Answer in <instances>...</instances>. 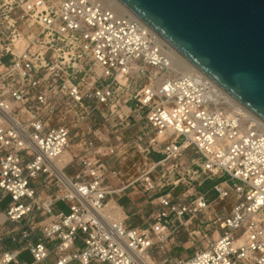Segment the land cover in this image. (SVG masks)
Wrapping results in <instances>:
<instances>
[{"label":"built area","instance_id":"1","mask_svg":"<svg viewBox=\"0 0 264 264\" xmlns=\"http://www.w3.org/2000/svg\"><path fill=\"white\" fill-rule=\"evenodd\" d=\"M249 114L202 72L176 70L135 15L101 0H0V264H156L169 228L211 205L153 176L188 147L200 161L190 180L226 176L213 188L232 203L213 212L216 238L174 264H264V121ZM136 127L150 166L114 189L108 159L127 157ZM137 182L157 194L147 226L113 198Z\"/></svg>","mask_w":264,"mask_h":264},{"label":"water","instance_id":"2","mask_svg":"<svg viewBox=\"0 0 264 264\" xmlns=\"http://www.w3.org/2000/svg\"><path fill=\"white\" fill-rule=\"evenodd\" d=\"M264 121V0H118Z\"/></svg>","mask_w":264,"mask_h":264},{"label":"rangeland","instance_id":"3","mask_svg":"<svg viewBox=\"0 0 264 264\" xmlns=\"http://www.w3.org/2000/svg\"><path fill=\"white\" fill-rule=\"evenodd\" d=\"M98 118L95 115L91 123L96 119L99 121ZM140 133L141 131L137 127L124 133L123 142L129 147V156L121 162H117L114 157L108 159V162L110 161L116 167L119 178H121L124 185L138 177L142 169L150 166V161L139 156L133 148V143ZM159 156L158 154H152L149 158L150 160H156ZM198 163H200L198 155L192 148L188 147L182 151L178 158L167 161L165 165L153 171V176L156 179H161V182L163 180L168 182L165 192H170L173 198H182L189 202L195 195L203 194L211 204L206 212L197 214L186 225L175 223L174 227L169 228L171 234L164 249L160 251L157 247H153L149 252L151 261L156 264H174L177 259L191 255L196 248L204 247L208 240L217 236V227L212 223L213 212L226 214L229 211L232 199L218 197L213 188L216 183L224 180L226 176L190 180L189 176L191 175L187 174V169H196ZM72 171L73 167L68 166L66 172L70 174ZM178 179L179 181L176 182ZM120 196L122 198H119L118 202L123 205L130 225L147 226L152 223V214L157 207L156 193L144 191L137 182L126 187L120 193ZM2 207L3 203L0 204V223L4 221ZM56 208L65 213L69 210L68 205L61 201L56 203ZM204 232L206 236H204ZM23 258L26 261H31L27 253H24ZM51 261L54 260L51 258Z\"/></svg>","mask_w":264,"mask_h":264},{"label":"bare ground","instance_id":"4","mask_svg":"<svg viewBox=\"0 0 264 264\" xmlns=\"http://www.w3.org/2000/svg\"><path fill=\"white\" fill-rule=\"evenodd\" d=\"M101 2L104 5L110 7L112 9H114V10H117V11H120V12H127V13H130V14L134 15L122 3H120V1H118V0H101ZM168 46L171 48V51H172V54H173V58H174V68L176 70L177 69H179V70L182 69L185 72L199 71L189 61H187L184 57H182L176 50H174L170 45H168ZM199 72H201V71H199ZM218 90H219V95L227 98L229 101H231L232 103H234V105H235L236 108H239L240 110H242L245 113H248V114L250 113L251 115H254L249 110H247L245 107H243L240 103H238L236 100H234L225 91H223L219 86H218Z\"/></svg>","mask_w":264,"mask_h":264},{"label":"crops","instance_id":"5","mask_svg":"<svg viewBox=\"0 0 264 264\" xmlns=\"http://www.w3.org/2000/svg\"><path fill=\"white\" fill-rule=\"evenodd\" d=\"M130 154V153H129ZM129 154L127 155V156H129ZM126 158V157H125ZM124 158V159H125ZM124 159H122V160H124ZM120 162H121V160H120ZM115 167V166H114ZM115 169H116V167H115ZM118 171H117V174H116V176L115 177H111L110 179H109V183H110V186L112 187V188H119V187H121V186H123L124 185V183H123V181H121V178H119V175H118ZM118 180V181H117ZM113 198L116 200V201H118L119 200V198H122L121 196H120V194H116V195H113ZM130 200V199H129ZM131 202H133V201H131ZM3 203V202H2ZM1 204V203H0ZM133 204H135L134 202H133ZM122 205V204H121ZM3 206H4V203H3ZM123 206V205H122ZM1 211L3 212V207H2V209H1Z\"/></svg>","mask_w":264,"mask_h":264}]
</instances>
